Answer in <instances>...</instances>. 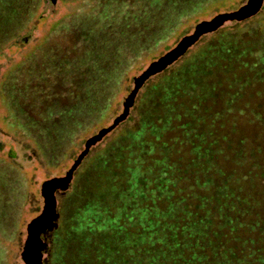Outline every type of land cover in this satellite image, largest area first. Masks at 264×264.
Here are the masks:
<instances>
[{
  "label": "rangeland",
  "instance_id": "rangeland-1",
  "mask_svg": "<svg viewBox=\"0 0 264 264\" xmlns=\"http://www.w3.org/2000/svg\"><path fill=\"white\" fill-rule=\"evenodd\" d=\"M248 3L0 0V264H25L44 183L66 177L124 113L136 78L199 24ZM261 101L264 1L146 80L126 120L56 190L55 212L51 187L37 264H239L228 242L194 240L210 228L193 222L194 165L210 158L194 162V147L229 131L225 121L252 138L258 128L240 114Z\"/></svg>",
  "mask_w": 264,
  "mask_h": 264
},
{
  "label": "trees",
  "instance_id": "trees-1",
  "mask_svg": "<svg viewBox=\"0 0 264 264\" xmlns=\"http://www.w3.org/2000/svg\"><path fill=\"white\" fill-rule=\"evenodd\" d=\"M248 107L240 115L258 128L252 138L225 121L229 131L206 133V143L194 147V162L210 157L194 165V226H210L206 238L194 240L228 242L227 260L264 264V102Z\"/></svg>",
  "mask_w": 264,
  "mask_h": 264
},
{
  "label": "water",
  "instance_id": "water-1",
  "mask_svg": "<svg viewBox=\"0 0 264 264\" xmlns=\"http://www.w3.org/2000/svg\"><path fill=\"white\" fill-rule=\"evenodd\" d=\"M263 1L264 0H249V3L247 5L243 6L240 10H238L236 12L222 14V15L217 16L216 18H214L211 21L203 22V23L199 24L197 26L196 33L193 36H189V37L185 38L175 50H173L172 52L167 54L159 62L154 63V65L147 72H145L141 77L136 78V88L132 92V94L129 96V98L127 99V102L125 103L124 113L114 121L112 126H110L109 128L103 129L98 135H96L93 138H91L90 140H88V142L86 144L85 151L79 156L78 160L75 162L73 168L69 171V173L67 174L66 177H63L60 179H53L51 181H47L44 183L43 188L47 184L52 185L53 183H58V182L59 183H62V182L65 183L64 187L58 186L57 188H55L52 191L51 196L53 199L52 201H53V211L54 212L56 209V198H55L56 190L58 188L62 189V190H67L69 188L71 181H72L74 172L80 166L81 162L86 157V155L89 153L91 147L96 145L97 143L101 142L105 136H107L109 133H111L119 124H121L124 120H126V118L129 115L130 108L133 107V105L135 103V98H136L139 90L141 89V87L146 82V80H148L152 75L157 74L159 72H162L169 65H171L173 62H175L178 58H180L182 55H184L186 53V51L192 45H194L202 35L216 31L219 27H221L227 21L236 20V19L240 20L243 18L245 19V17L248 18V17H251V16L257 14L258 11L260 10L261 6H262ZM251 2H254L252 7L250 4ZM257 3H259L258 6H256ZM249 13H251V14H249ZM245 14H249V15L246 16ZM50 201H51V199H50ZM45 209L46 208L44 207L43 213H44ZM43 213L41 215H43ZM41 215L29 224L28 232L31 228V225L35 221H37L41 217ZM51 221H52V219H51ZM50 224L51 223H49L48 226L44 225L43 229H45V230L38 234L39 238H40L42 233H44L48 228H50ZM24 258H25V255H24Z\"/></svg>",
  "mask_w": 264,
  "mask_h": 264
},
{
  "label": "bare ground",
  "instance_id": "bare-ground-1",
  "mask_svg": "<svg viewBox=\"0 0 264 264\" xmlns=\"http://www.w3.org/2000/svg\"><path fill=\"white\" fill-rule=\"evenodd\" d=\"M253 3L254 2L250 3L251 7L253 6ZM54 184L55 183H53L52 185L47 184L43 188V195L45 198V208L46 209H45L43 215H41V217L31 225V228L28 232V237H27L28 248H27V251L25 254V258H24L25 264H37V256H36V241L37 240H36V236H37V232H38L39 228L41 227V225H43V223L45 224L47 218L49 217V214H50V189ZM57 184H59V186H62V184L59 182ZM45 225L48 226V224H45ZM38 238H39V236H38ZM39 240H41V236H40Z\"/></svg>",
  "mask_w": 264,
  "mask_h": 264
}]
</instances>
